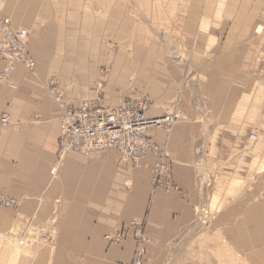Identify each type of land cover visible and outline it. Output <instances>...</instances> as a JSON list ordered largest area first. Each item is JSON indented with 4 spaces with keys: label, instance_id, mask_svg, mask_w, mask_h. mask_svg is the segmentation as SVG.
I'll return each mask as SVG.
<instances>
[{
    "label": "crops",
    "instance_id": "crops-1",
    "mask_svg": "<svg viewBox=\"0 0 264 264\" xmlns=\"http://www.w3.org/2000/svg\"><path fill=\"white\" fill-rule=\"evenodd\" d=\"M200 1L179 0L171 14L194 56V73L185 76L160 47L152 45L149 56L140 52L138 35L126 43L129 31L138 28L125 12L95 17L39 0H0V16L28 31L37 65L35 72L18 65L6 80L0 62V192L22 203L20 219L7 210L0 226L49 227L54 247L39 264H132L134 222L153 241L145 264H162L169 245L206 203L199 175L222 172L218 188L209 192L215 209L244 175L238 164L252 162L245 146L264 101V42L256 33L264 27V12L239 8L237 0H219V8L205 11ZM1 39L0 32V47ZM131 51L138 59L128 57ZM52 80L75 107L86 100L112 107L128 96L146 97L155 103L149 116L160 117L178 101L182 118L171 133L154 128L150 135L173 160L179 191L153 188L154 157L139 170L126 166L115 150L61 156L63 113L49 95ZM5 116L11 118L7 126L1 122ZM126 228L123 243H109L108 235Z\"/></svg>",
    "mask_w": 264,
    "mask_h": 264
},
{
    "label": "rangeland",
    "instance_id": "rangeland-1",
    "mask_svg": "<svg viewBox=\"0 0 264 264\" xmlns=\"http://www.w3.org/2000/svg\"><path fill=\"white\" fill-rule=\"evenodd\" d=\"M39 1L43 5L49 3L55 9L89 11L95 17L101 16L103 12L108 10L119 13L125 12L133 19V23H136L138 28L136 31L132 29L129 31L126 38L129 40L126 43L132 41L131 36L138 35L135 37H138L142 45L140 52H147L150 56L152 45L160 47L165 58L169 62H173L180 73L185 76L194 73L190 60L194 58L193 53L191 50L185 49L183 36L175 30V23L172 22V10L178 5L179 0ZM237 1L239 8L257 9V11L262 10L264 12V0ZM197 4L203 10L211 11L212 8H219L220 1L217 0L214 3V0H207V2L202 0ZM262 26H257L256 33L264 42V27ZM260 28L262 30L259 33ZM137 52L139 54L138 50ZM133 54L134 52L131 51L128 57H133L134 60L135 57L138 59V56H133ZM136 76L137 73H133L128 84L129 87L133 86ZM191 79L189 80L190 87L193 84ZM61 90L64 92L62 88ZM169 105L164 107V111L168 109ZM259 109L256 122L257 129L252 133L257 135V139L250 140L249 137L245 146L247 153L253 160L248 164L245 162L238 164V170H241L242 165L245 167L244 175L239 176L237 180L232 179L234 180L233 184L225 191V196H228L227 199L215 206V209H211V191L218 188L222 179V172L220 171V175L208 173V171L205 174L204 172L201 173L204 174L205 185L201 186L199 183V186L204 187L205 205L209 211V220L204 223L203 219H198V207L195 210V223L185 229L169 245L162 264H264V101ZM258 128L262 130L259 132ZM208 184L210 186H207ZM0 194L7 196L3 192ZM16 200L20 202V206L16 209L7 208L0 204V210L3 211L0 212V216L3 220L6 217L2 214L7 210L14 212L16 218L20 219L22 203L19 199ZM218 201L217 198L216 203ZM4 228L5 226H0V264H39L41 260L44 262L47 255L50 257L54 241L49 227L31 226L22 224V222L18 224L17 222V225L10 231H6ZM8 233L10 234L7 235ZM148 239L150 238L148 237ZM123 242L109 243L121 244ZM152 242L150 239L146 251Z\"/></svg>",
    "mask_w": 264,
    "mask_h": 264
},
{
    "label": "built area",
    "instance_id": "built-area-1",
    "mask_svg": "<svg viewBox=\"0 0 264 264\" xmlns=\"http://www.w3.org/2000/svg\"><path fill=\"white\" fill-rule=\"evenodd\" d=\"M0 62L5 63L3 78L10 79L18 65L30 72L36 71L35 59L29 52V34L27 30L16 29L9 18L0 16ZM48 91L52 101L62 110L61 138L59 154L77 153L86 156L108 150L117 151L122 162L131 168L142 169L144 163L154 157L156 162L152 169V185L155 190L175 193L179 188L173 178V160L167 151L152 139L150 130L163 128L171 133L176 121L182 118L178 101L169 105L160 117L149 116L155 103L146 97H126L112 107L94 105L91 101H83L79 107L69 104L60 84L52 80ZM2 125L11 124V118H2ZM252 134L250 140H256ZM205 174V173H204ZM204 174L198 177V184L204 186ZM207 186H210L209 184ZM0 204L16 209L20 202L0 194ZM198 219L209 218L207 206L197 209ZM136 251L132 264H145L146 246L150 239L143 231V225L136 222ZM129 229H123L107 236L109 242H122L128 236Z\"/></svg>",
    "mask_w": 264,
    "mask_h": 264
},
{
    "label": "bare ground",
    "instance_id": "bare-ground-1",
    "mask_svg": "<svg viewBox=\"0 0 264 264\" xmlns=\"http://www.w3.org/2000/svg\"><path fill=\"white\" fill-rule=\"evenodd\" d=\"M18 29H19V28H18ZM22 29H24V28H22ZM25 30H26V29H25ZM261 30H262V29L260 28L258 32L260 33ZM27 32H28V31H27ZM28 34H29V33H28ZM19 250H20V249H19ZM19 250H17V251L19 252ZM17 251H16V252H17Z\"/></svg>",
    "mask_w": 264,
    "mask_h": 264
}]
</instances>
